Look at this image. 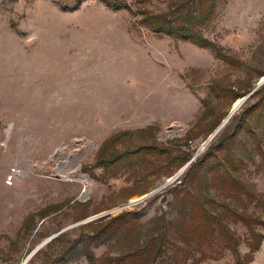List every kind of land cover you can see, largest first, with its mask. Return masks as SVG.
<instances>
[{"label": "rangeland", "instance_id": "374dc122", "mask_svg": "<svg viewBox=\"0 0 264 264\" xmlns=\"http://www.w3.org/2000/svg\"><path fill=\"white\" fill-rule=\"evenodd\" d=\"M200 1L0 0V264H22L53 236L26 264H105L152 242L153 252L167 247L154 264H194L184 261L183 238L199 240L196 224L180 198L206 185L210 198L225 196L196 173L227 144L247 189L237 204L219 201L239 257L217 251L220 259L198 264H264V226L255 227L263 239L252 250L243 221H264L260 98L208 143L264 79V0L218 1L200 27L217 51L144 21L151 13L181 26ZM61 146L80 154L75 178L55 170Z\"/></svg>", "mask_w": 264, "mask_h": 264}, {"label": "trees", "instance_id": "16d2710c", "mask_svg": "<svg viewBox=\"0 0 264 264\" xmlns=\"http://www.w3.org/2000/svg\"><path fill=\"white\" fill-rule=\"evenodd\" d=\"M218 1L219 0H201L200 2L205 6L202 7L198 16L190 14L185 15L183 20H181V26L178 24L176 25L173 17L168 18L164 17V15L156 17L151 13H143L144 21L150 27V29L154 30L155 32H169L179 36L180 38H184L185 41H190L199 47L209 48L217 51L216 46L203 35L200 27H203L205 24H207L215 15ZM182 5L183 4L180 3L178 4V7L175 8H181ZM170 8L167 12L169 13L171 10L173 11L172 13H174L175 8L172 9V6H170ZM227 59L228 58H226V60ZM251 90L252 88L240 98L246 96ZM254 98H260L259 101L261 104H264V85L261 86L248 101ZM229 149L230 144H227V148L225 150L226 153H224L222 158H220L216 152L215 154H206V158H215V160H213L212 166L201 170V174L200 170L196 173L197 177H200L204 180V183H206L205 181H207V178L211 176L214 183L211 185L215 187L219 185L220 187L222 186L224 191L221 192L225 196L215 192L214 197L210 198L214 192L208 189L209 185H206L204 189L207 191L205 193L202 191V194H195L193 192L187 191L184 192V196L180 198L182 205L192 213V222L196 224L194 229L195 233L193 234L197 235L195 239L200 240H196V242L194 241L195 244H193L191 239L184 234V261L187 257L193 259L194 264H198L205 259H220L216 253L217 251L221 252L223 250H230L231 253H233L236 257H239V238L236 235H233V233L226 228L223 221L225 214L227 213L226 211L229 208L223 204L224 211L221 212V209H219V204L221 201L228 204H237L238 202H241V198L243 194H246L247 190L240 177L237 174L232 173L235 172V169L239 168L242 160L241 158L233 160L232 153ZM256 149L261 154L264 153V147L261 144L258 143L256 145ZM203 161H205V159ZM193 168H195V165L190 167V169ZM250 196L253 197L251 194ZM232 215V217L239 218L241 220L248 219L243 218L239 214L232 213ZM248 220L243 221L247 223L246 226L250 232V242H252L251 248L252 250H257L263 239V236L255 232V227L264 226V221L250 223ZM108 230L109 228H107L105 232H108ZM152 243L148 244L149 246H146L141 251L132 252L124 256L122 255L117 258L115 256H107L104 262L105 264H150L151 262L154 264L157 262L159 257L165 253L167 247L162 245L165 244V242H161L160 244L162 247L160 246L157 251L153 252ZM197 254L199 255L198 258H196Z\"/></svg>", "mask_w": 264, "mask_h": 264}, {"label": "bare ground", "instance_id": "6f19581e", "mask_svg": "<svg viewBox=\"0 0 264 264\" xmlns=\"http://www.w3.org/2000/svg\"><path fill=\"white\" fill-rule=\"evenodd\" d=\"M87 146L90 147L91 144L88 142ZM77 149H78V147H77ZM58 156H62L65 159V161L62 160L61 163H56L57 165H56L55 170L57 173H59V174L63 173V174H67L68 177H74L75 174L80 171L81 160H80V154L78 153V151H71L69 149V147L61 146L58 148V150L56 151L55 155L51 158V160L53 162H58ZM71 156H73L72 159H71ZM19 171L20 170H17V172H19ZM80 180H82V182H84L85 184H90V180H89L88 176L81 177ZM141 199H137L136 201L141 200Z\"/></svg>", "mask_w": 264, "mask_h": 264}, {"label": "water", "instance_id": "95a60500", "mask_svg": "<svg viewBox=\"0 0 264 264\" xmlns=\"http://www.w3.org/2000/svg\"><path fill=\"white\" fill-rule=\"evenodd\" d=\"M264 85V79L261 80L256 87H254L246 96H244L243 98H241L240 102L232 109V111L230 112V114L228 115V117L226 118V120L220 125V127L216 130V132L211 136V138L208 140V143L213 140L218 134L219 132L226 126V124L230 121V119L233 117V115L249 100V98L262 86ZM191 163V162H190ZM190 163H188L181 171L180 173L177 175L179 176L180 174L183 173V171L188 167V165H190ZM155 192H152L146 196H144L141 200L142 201L146 198H148L149 196H151L152 194H154ZM139 201H134L131 202V204H135ZM54 237V236H53ZM53 237H51L50 239H48L44 244H42L41 246H39L38 248H36L28 257L27 259L22 263V264H26L29 259L41 248L43 247L49 240H51Z\"/></svg>", "mask_w": 264, "mask_h": 264}]
</instances>
